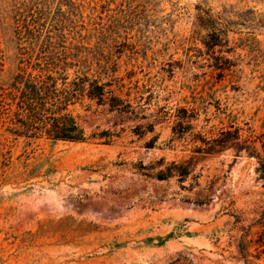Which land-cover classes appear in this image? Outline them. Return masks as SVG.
<instances>
[{"label": "rangeland", "instance_id": "obj_1", "mask_svg": "<svg viewBox=\"0 0 264 264\" xmlns=\"http://www.w3.org/2000/svg\"><path fill=\"white\" fill-rule=\"evenodd\" d=\"M70 12L111 93L83 141L10 134L15 21ZM0 264H264V0H0Z\"/></svg>", "mask_w": 264, "mask_h": 264}, {"label": "trees", "instance_id": "obj_2", "mask_svg": "<svg viewBox=\"0 0 264 264\" xmlns=\"http://www.w3.org/2000/svg\"><path fill=\"white\" fill-rule=\"evenodd\" d=\"M31 18L15 21L18 47L5 93L9 112L5 130L17 136L83 141L84 130L70 107L81 104L85 97L102 104L111 93L116 69L110 50L116 32L104 24L94 25L93 16H88V26L81 29L73 12ZM221 32L212 29L208 34L213 38L211 44H218ZM116 104L112 102L110 107ZM258 159L261 162L260 156Z\"/></svg>", "mask_w": 264, "mask_h": 264}]
</instances>
